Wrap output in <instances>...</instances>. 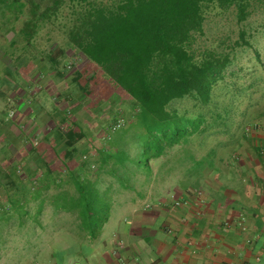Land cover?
<instances>
[{
	"label": "crops",
	"instance_id": "1",
	"mask_svg": "<svg viewBox=\"0 0 264 264\" xmlns=\"http://www.w3.org/2000/svg\"><path fill=\"white\" fill-rule=\"evenodd\" d=\"M39 89L21 91L15 123L0 114V176L23 167L0 186V264H264V124L231 150L219 142L209 166L198 135L147 161L138 141L134 155L104 149L117 147L104 108L91 134L83 122L53 124L43 95H61ZM183 148L193 154L178 163Z\"/></svg>",
	"mask_w": 264,
	"mask_h": 264
},
{
	"label": "rangeland",
	"instance_id": "2",
	"mask_svg": "<svg viewBox=\"0 0 264 264\" xmlns=\"http://www.w3.org/2000/svg\"><path fill=\"white\" fill-rule=\"evenodd\" d=\"M36 1L42 9L50 4L49 0ZM120 1L91 0V3L114 7ZM86 8L89 6L67 0L58 11H49L35 28L26 26L31 17L29 1L19 19L13 18L7 11L3 15L0 8V91L7 92L0 96L2 121L15 123L23 112L21 91H37L36 84L41 82L43 90L39 91H57L61 95L57 94L54 99L47 93L43 95L42 109L45 108L46 113H54L55 116L51 117L53 124L83 122L86 131L91 134L95 130L92 127L101 116L94 109L104 108L106 111L101 113L103 118L100 119L104 122L103 135L117 144L116 147L106 140L104 149L114 153L118 152L117 148L125 149L134 155L138 152L136 141L139 140L138 109L133 99L70 42L69 32ZM250 10L248 19L240 23L234 9L223 10L216 5L204 7V33L197 35L194 47L199 51L211 48L220 53L230 52L233 62L215 85L208 104L185 97L171 105L172 109L181 114L187 113L192 118L199 114L206 117L209 129L203 135L196 134L205 141V155L200 165L209 166L215 161L219 142L226 143L231 150L236 138H246V133L264 124V6L251 0ZM26 31L31 32L30 38L26 36ZM241 33L245 34L251 47L243 44ZM8 36H11L10 40ZM86 106L92 107L91 112L90 108L86 113L82 110ZM11 111L15 112L14 116H10ZM118 120H123L124 125L113 132L112 127ZM86 122L92 125L88 128ZM34 143L38 145L39 141ZM230 150L224 152L229 154ZM178 153H182L178 163L190 160L193 154L185 148ZM119 157L122 160L127 156L122 154ZM17 164L11 178L7 176L14 182L20 179L23 171L19 161ZM92 168L94 170L96 166ZM6 181L3 180V185ZM90 195L94 197L95 193L90 192ZM4 210V206L0 207V217ZM71 249L74 250L75 246L71 245Z\"/></svg>",
	"mask_w": 264,
	"mask_h": 264
},
{
	"label": "trees",
	"instance_id": "3",
	"mask_svg": "<svg viewBox=\"0 0 264 264\" xmlns=\"http://www.w3.org/2000/svg\"><path fill=\"white\" fill-rule=\"evenodd\" d=\"M28 1L31 17L26 26L35 28L67 0H49L44 9L36 0H0V8L3 15L7 11L19 19ZM71 1L89 8L69 32L70 42L133 99L138 109L137 138L147 161L209 129L205 115L192 118L171 105L185 97L208 104L215 85L233 62L230 52L194 47L197 35L204 33V7L234 9L241 23L251 14V0H121L114 7L94 6L91 0ZM256 2L264 6V0ZM26 36L30 38L31 32L26 31ZM241 39L251 47L244 33ZM58 133L77 139L83 136L75 129ZM8 177L4 176L7 184L15 183Z\"/></svg>",
	"mask_w": 264,
	"mask_h": 264
},
{
	"label": "built area",
	"instance_id": "4",
	"mask_svg": "<svg viewBox=\"0 0 264 264\" xmlns=\"http://www.w3.org/2000/svg\"><path fill=\"white\" fill-rule=\"evenodd\" d=\"M14 113H15V112L11 111L10 116H14ZM123 125H124L123 120H118V121L113 125V127H112V131H113V132L118 131Z\"/></svg>",
	"mask_w": 264,
	"mask_h": 264
},
{
	"label": "water",
	"instance_id": "5",
	"mask_svg": "<svg viewBox=\"0 0 264 264\" xmlns=\"http://www.w3.org/2000/svg\"><path fill=\"white\" fill-rule=\"evenodd\" d=\"M8 39L10 40L11 39V36H8Z\"/></svg>",
	"mask_w": 264,
	"mask_h": 264
}]
</instances>
